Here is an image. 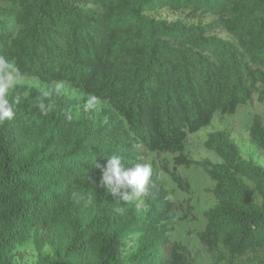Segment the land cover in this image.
Returning <instances> with one entry per match:
<instances>
[{"label":"trees","instance_id":"16d2710c","mask_svg":"<svg viewBox=\"0 0 264 264\" xmlns=\"http://www.w3.org/2000/svg\"><path fill=\"white\" fill-rule=\"evenodd\" d=\"M0 1L8 5L0 15L18 27L13 34L0 21V56L24 78L69 83L113 110L92 126L75 121L56 95L45 116L42 92L16 86L9 94L19 103L13 120L0 122V264H15L31 240L36 264H197L170 241L183 208L161 185L142 208L100 186L113 154L126 167L164 153L201 169L215 184L216 205L199 234L214 264L264 254V168L242 159L227 131L205 142L220 162L182 155L188 135L216 114L233 115L254 95L264 101V0ZM165 8L222 15L234 41L148 16ZM250 139L264 151L260 116Z\"/></svg>","mask_w":264,"mask_h":264},{"label":"rangeland","instance_id":"374dc122","mask_svg":"<svg viewBox=\"0 0 264 264\" xmlns=\"http://www.w3.org/2000/svg\"><path fill=\"white\" fill-rule=\"evenodd\" d=\"M7 3L0 1V8L7 9ZM148 16L157 20H163L167 23H182L187 26L208 27L206 36H214L223 40L234 41L232 36L222 27V15L214 16L209 13H194L190 11L175 12L168 8L158 10ZM0 21L5 22L13 34H16L18 27L14 18L2 17ZM62 85L59 94L56 92V86ZM28 89L34 88L40 92L49 91L51 95L49 100L56 95L61 99L67 111L73 116L74 120L85 121L92 126H100L107 122L108 112H112L108 102L98 100L93 108L84 110L85 101L91 97L82 94L71 84L53 83L45 84L37 78L22 77L19 84ZM15 86V87H16ZM14 87V88H15ZM10 90L9 94L13 92ZM52 109L54 105L51 103ZM256 116H260L264 125V101H259L258 95H254L246 104L240 106L233 115L216 114L211 125L200 130L195 134L188 135L184 146L183 156L190 161L200 162L209 160L218 163L217 156L205 148V142L209 134L217 131H227L231 135L233 143L238 148L242 159L252 161L258 166L264 168V151L254 145L250 139V128ZM179 155L148 153L146 163L151 164L153 169L152 180L162 186L169 193V201L181 205L183 210L177 212L174 220L170 223L173 232L170 235L171 243L183 246L190 257L197 264H214V259L201 244L199 234L205 230V214L216 205L212 190L214 182L199 168L178 166L175 159ZM175 178L181 180V185ZM127 191L131 194V188ZM146 196L134 197L131 201L137 208H142L146 202ZM44 254H50L48 247L42 251ZM264 254H249L238 258L236 261L241 264H256ZM38 252L33 240L23 248H19L15 253V264H36Z\"/></svg>","mask_w":264,"mask_h":264},{"label":"clouds","instance_id":"9594fccd","mask_svg":"<svg viewBox=\"0 0 264 264\" xmlns=\"http://www.w3.org/2000/svg\"><path fill=\"white\" fill-rule=\"evenodd\" d=\"M22 74L16 64L3 56H0V122L11 121L16 115L15 105L19 103V97L9 99V92L20 83ZM62 85L56 86L57 94L60 93ZM51 93H42V99L37 107L42 115H48L52 110V105L45 101ZM97 103L95 96L89 97L84 103V110L88 111ZM99 167V165H97ZM153 169L151 164L146 162L136 163L134 167H126L122 162V157L113 154L107 159V164L102 169L101 187H106V191L115 200L117 197L127 203L134 197L148 195L155 184L152 180ZM131 188V194L127 191ZM122 189H125L122 191ZM120 209H117L119 211Z\"/></svg>","mask_w":264,"mask_h":264}]
</instances>
